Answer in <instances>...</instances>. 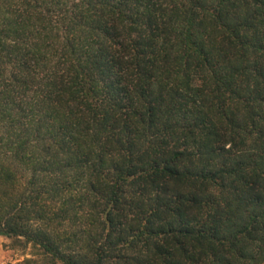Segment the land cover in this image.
Listing matches in <instances>:
<instances>
[{"label":"trees","instance_id":"trees-1","mask_svg":"<svg viewBox=\"0 0 264 264\" xmlns=\"http://www.w3.org/2000/svg\"><path fill=\"white\" fill-rule=\"evenodd\" d=\"M0 235L264 264V0H0Z\"/></svg>","mask_w":264,"mask_h":264},{"label":"rangeland","instance_id":"rangeland-1","mask_svg":"<svg viewBox=\"0 0 264 264\" xmlns=\"http://www.w3.org/2000/svg\"><path fill=\"white\" fill-rule=\"evenodd\" d=\"M27 258H40L35 248L23 246L5 236L0 237V264H27Z\"/></svg>","mask_w":264,"mask_h":264},{"label":"crops","instance_id":"crops-1","mask_svg":"<svg viewBox=\"0 0 264 264\" xmlns=\"http://www.w3.org/2000/svg\"><path fill=\"white\" fill-rule=\"evenodd\" d=\"M0 237H1V235H0Z\"/></svg>","mask_w":264,"mask_h":264}]
</instances>
